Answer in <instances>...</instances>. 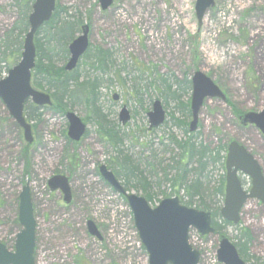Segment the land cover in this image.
<instances>
[{
	"label": "rangeland",
	"instance_id": "obj_1",
	"mask_svg": "<svg viewBox=\"0 0 264 264\" xmlns=\"http://www.w3.org/2000/svg\"><path fill=\"white\" fill-rule=\"evenodd\" d=\"M195 1L112 0L101 10L98 0H55L60 21L88 26L91 53L107 52L105 67L80 59L74 71L80 82L95 80L98 113L82 101L69 102L87 128V135L74 144L66 138L64 117L47 109L29 110L35 106L26 102L24 115L33 138L27 146L0 101V243L6 249L13 251L21 230L18 195L26 184L35 220V264H147L129 207L102 181L98 166L117 174L129 193L145 198V188L152 208L177 197L181 204L192 201L190 207L197 209L203 203L211 211L220 210L223 202L217 191L224 189L226 152L220 146L231 141L244 146L264 173V138L237 120L264 110V0H213L200 27ZM18 5V0H0V80L21 57L25 34L19 31ZM79 34L80 29L73 38ZM56 52V65L64 66L68 56L61 62ZM197 71L222 91L225 101L205 100L196 131L190 133L191 87L186 81ZM156 100L165 110V122L148 131L146 114ZM122 107L130 115L125 126L118 119ZM101 127L116 140L104 138ZM190 146L192 157L184 155ZM58 174L69 182L68 205L47 188ZM196 182L197 193L190 196L188 187ZM241 184L250 187L245 177ZM87 221L94 223L100 240L88 235ZM220 233L233 245L247 242L241 257L246 264H264V206L259 201L248 200L239 224ZM218 239L217 234L201 237L190 231L189 243L200 253L198 264H220Z\"/></svg>",
	"mask_w": 264,
	"mask_h": 264
},
{
	"label": "water",
	"instance_id": "obj_2",
	"mask_svg": "<svg viewBox=\"0 0 264 264\" xmlns=\"http://www.w3.org/2000/svg\"><path fill=\"white\" fill-rule=\"evenodd\" d=\"M101 10H106L112 0H98ZM214 6L213 0H196L194 6L198 27L201 26L205 13ZM55 10V0H34L27 17L26 32L19 63L11 68L5 78L0 80V101L8 115L22 131L26 145L32 143L31 127L24 117V104L29 101L37 108L50 107L52 101L46 93L32 88L31 72L35 67L36 52L34 37L38 30L47 23ZM89 28L83 25L80 34L67 46L68 59L64 65L65 72H72L89 47ZM191 122L188 131H196L199 111L205 100L218 99L225 101L220 89L205 75L197 71L190 79ZM118 99L116 95L112 97ZM148 131L158 129L165 121V110L160 101H154L151 110L146 114ZM66 136L72 143H78L86 133V126L73 112H66ZM119 122L125 126L129 121V113L122 107ZM242 126H253L264 137V110L248 112L240 117ZM225 189L223 206L219 211L222 220L229 224L239 223V212L247 200L256 199L264 206V177L255 159L236 142L227 147L225 158ZM240 173L250 179L251 188L244 191L237 178ZM100 178L117 195H121L129 207L138 240L147 255V264H198L199 253L188 243L189 232L195 230L201 236L214 234L211 227V215L196 209L187 208L177 198L164 199L154 208L136 194L128 193L117 181L105 165L98 167ZM50 192H58L62 202L68 205L71 192L67 177L52 176L47 181ZM17 222L21 230L15 235L13 251H9L0 243V264H35V220L29 194L28 184L22 187L18 195ZM88 235L100 240V234L92 221L86 222ZM216 259L220 264H244L236 248L226 238L221 237L216 249Z\"/></svg>",
	"mask_w": 264,
	"mask_h": 264
},
{
	"label": "trees",
	"instance_id": "obj_3",
	"mask_svg": "<svg viewBox=\"0 0 264 264\" xmlns=\"http://www.w3.org/2000/svg\"><path fill=\"white\" fill-rule=\"evenodd\" d=\"M34 0H18V6L20 8V21L18 22L19 31L21 34H26L28 31V24H27V17L28 13L30 12L31 5ZM58 10L55 8L54 13L52 14L51 19L45 23L36 33L34 37V46L36 52V60H35V67L31 72V86L37 90L44 91L50 94L52 105L48 108H29V110L38 111L41 110H50L51 112H55L60 116H64L65 112L68 110H72L73 103L70 104L69 102L72 100H78V102L82 101L85 104H88L91 107L94 115L98 113V109L94 107V95L96 92V82L95 80H83L80 82V78L75 75V70L67 73L64 71L63 64L60 66L56 65L55 58L58 57L57 50L59 53V61L64 62L68 56L67 46L68 44L74 39V32L78 31L82 24L79 20H75L74 22L69 21H60L58 19ZM46 34L48 36V41H46ZM40 35L43 36V40L39 38ZM81 59H93L96 60L98 64L105 67L106 60H107V52H94L91 53V46H89L87 52L83 55ZM187 88L189 87L190 82L186 81ZM134 94L139 101L141 96L139 90L134 89ZM174 93L173 96H175ZM180 108L186 110V105H182L179 103ZM25 113V112H24ZM100 117V116H99ZM27 121V118H26ZM28 122V121H27ZM29 123V122H28ZM101 127V134H103L104 138H109L110 140L115 139V135L111 131H106ZM87 135V132L85 136ZM116 140V139H115ZM180 146V145H178ZM226 146H220L219 151L224 152ZM193 146H190L184 149V155L189 157L193 156ZM203 154L202 152H200ZM219 153V152H217ZM218 156V155H217ZM109 169V168H108ZM111 170V169H109ZM120 170L125 172L126 165L122 163ZM113 173V172H112ZM119 174V173H118ZM115 178L118 180V175L114 174ZM181 181V179H180ZM126 191L129 189L126 186H123ZM198 182L193 183L188 187V190L192 191L190 196L197 193ZM194 190V191H193ZM219 189L217 193L221 198H223V191ZM145 192V200L150 202L151 199ZM192 202V201H191ZM189 202V204L191 203ZM183 204V203H182ZM189 204H183L187 207H190ZM197 210L209 212L212 216V227L215 230V234L220 236V232L222 229L230 226L227 222L221 220L219 218V209L214 211L210 210V207L204 205L203 203H199L196 205ZM222 236V235H221ZM242 240V239H241ZM243 244L234 245L240 257L246 252V241H242ZM245 242V243H244ZM242 259V258H241ZM243 260V259H242ZM245 263V262H244ZM246 264V263H245Z\"/></svg>",
	"mask_w": 264,
	"mask_h": 264
},
{
	"label": "flooded vegetation",
	"instance_id": "obj_4",
	"mask_svg": "<svg viewBox=\"0 0 264 264\" xmlns=\"http://www.w3.org/2000/svg\"><path fill=\"white\" fill-rule=\"evenodd\" d=\"M119 115V114H118ZM129 120H130V115H129ZM129 122V121H128ZM257 161V160H256ZM258 162V161H257ZM259 164V163H258ZM260 166V165H259ZM260 169H261V167H260ZM261 172H262V175H263V177H264V173H263V171H262V169H261ZM238 177H239V179L241 180V178H242V176L241 175H238ZM248 190V189H247Z\"/></svg>",
	"mask_w": 264,
	"mask_h": 264
},
{
	"label": "bare ground",
	"instance_id": "obj_5",
	"mask_svg": "<svg viewBox=\"0 0 264 264\" xmlns=\"http://www.w3.org/2000/svg\"><path fill=\"white\" fill-rule=\"evenodd\" d=\"M47 95H49V97H50V94H48V93H46Z\"/></svg>",
	"mask_w": 264,
	"mask_h": 264
}]
</instances>
